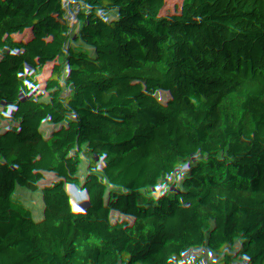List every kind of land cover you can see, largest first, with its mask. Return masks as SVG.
Listing matches in <instances>:
<instances>
[{
  "label": "trees",
  "instance_id": "1",
  "mask_svg": "<svg viewBox=\"0 0 264 264\" xmlns=\"http://www.w3.org/2000/svg\"><path fill=\"white\" fill-rule=\"evenodd\" d=\"M4 65L50 140L24 181L0 114V264H264V0H0Z\"/></svg>",
  "mask_w": 264,
  "mask_h": 264
},
{
  "label": "built area",
  "instance_id": "2",
  "mask_svg": "<svg viewBox=\"0 0 264 264\" xmlns=\"http://www.w3.org/2000/svg\"><path fill=\"white\" fill-rule=\"evenodd\" d=\"M73 21L75 20L66 19V23L68 26H69V23L75 25ZM70 28H71V25H70ZM77 28L78 30L76 33L82 37L83 42L85 44H88L90 41V36L88 34H83L80 28L79 27ZM74 37H77L75 33L73 34V36H70L69 34V39L74 38ZM83 42L76 43L75 41H72L71 47L77 50L87 48V46H85ZM88 56L87 58H77L75 59V62L85 63V62L91 61L94 57L101 56V53L97 48H95L93 49V53L91 54V56L89 57ZM45 66H49V64ZM40 67H43V66L42 65H38L37 67L29 66L24 70H20L16 67H10L7 65L0 66V108L2 110L1 114L5 119L14 120L18 126L20 137L22 139V148L24 149L26 153V158L23 164L29 166L28 170L25 173L24 181H26L28 175L31 173V165L37 159V155L39 153V146L41 144L47 143L50 140V137L47 133L36 129L33 123L29 119L25 118L24 116L20 114L19 100L13 94L10 85L15 77L17 78L20 75L24 77L25 75L32 72L34 69L40 68ZM56 144L57 145L64 144L67 146L68 149H72L75 146V144H73L71 141H68L65 143L62 140L56 141ZM23 214L24 213H22V215ZM27 222H28V218L25 217L23 223H27Z\"/></svg>",
  "mask_w": 264,
  "mask_h": 264
},
{
  "label": "rangeland",
  "instance_id": "3",
  "mask_svg": "<svg viewBox=\"0 0 264 264\" xmlns=\"http://www.w3.org/2000/svg\"><path fill=\"white\" fill-rule=\"evenodd\" d=\"M37 19H38L37 15L31 16V20L30 21H31L32 25L36 24ZM73 23L75 25L69 23L68 32L65 33V35H64L71 45H72V41H71V39H69V34H70V36H73V34L75 33V35L77 36L76 38H80L79 35L76 33L77 30H78L77 27H79L81 31L83 30V26L79 22L77 23V21H73ZM70 25H71V28H70ZM17 35H18V32H16L15 30H10L5 35V38L9 42H11V41H14L17 38ZM83 49H85V50L84 51H80L79 50L78 51L79 53H74V54H76L78 56V58H84V57L87 58L88 55L91 56V54L93 53V50L91 48H89V47L83 48ZM81 56H83V57H81ZM92 63H94V60L91 61L89 65H92ZM1 111L2 110L0 108V114H1ZM221 117H223V114L212 103H208L205 106V108L203 110V113H202V122L206 123L208 125V124L216 122ZM141 134H142V131L139 130V129H128L124 139L121 142V144L130 145V144L136 143V142H138L140 140ZM37 161H38V158L36 159V162ZM8 196L9 195H6L0 201V216H1V218L4 217L5 211L10 205V200L11 199ZM118 226H120V227L124 226L125 227L126 225H125L124 222H119ZM124 227H122V228H124ZM9 256H10L11 259L16 257L15 255H13L11 253H7L6 252L2 256V259L4 261H6V259L9 258ZM5 263H7V261Z\"/></svg>",
  "mask_w": 264,
  "mask_h": 264
},
{
  "label": "crops",
  "instance_id": "4",
  "mask_svg": "<svg viewBox=\"0 0 264 264\" xmlns=\"http://www.w3.org/2000/svg\"><path fill=\"white\" fill-rule=\"evenodd\" d=\"M72 143L75 144L74 142H72ZM40 153H41V152L39 151V153H38V155H37V158H39ZM35 163H36V160H35V162H34L33 164H35ZM8 197L11 199V195H9ZM2 199H3V198H2Z\"/></svg>",
  "mask_w": 264,
  "mask_h": 264
}]
</instances>
